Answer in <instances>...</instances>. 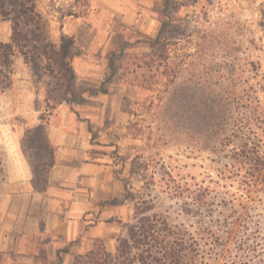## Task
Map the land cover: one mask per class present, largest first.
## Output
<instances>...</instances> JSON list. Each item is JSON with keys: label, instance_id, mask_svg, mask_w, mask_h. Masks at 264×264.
I'll return each mask as SVG.
<instances>
[{"label": "trees", "instance_id": "1", "mask_svg": "<svg viewBox=\"0 0 264 264\" xmlns=\"http://www.w3.org/2000/svg\"><path fill=\"white\" fill-rule=\"evenodd\" d=\"M207 1L203 6V15L195 9L191 15L181 16L179 9L182 5L165 0L162 8L164 18L156 36L145 41L148 49L141 54L134 68L123 70L125 83L134 87L128 75H137L135 87L148 95L140 94L134 101L125 97L123 109L132 119H139L140 124L141 115L131 108V104L145 108L148 103L146 108L153 109L160 108L168 99L175 107L178 97H182L184 103H179V107L190 112L184 126L187 134L199 131L216 134L212 151L227 160L218 170V181L208 186L193 179L171 181L172 195L183 200L178 206V215L190 214L189 205L195 209L192 224L172 226L163 213H151L155 208L149 200H142L135 204L136 213L132 221L122 223L123 232L116 236L114 253L108 251L103 240L94 239L92 248L74 255L71 264H220L223 260L233 259V252L238 261L247 262L248 254L256 251L254 234L245 235L244 230L252 205L260 195H264V102L260 100L261 96L264 97V73H261L259 58L253 54L256 50L254 41L246 39V23L234 16L225 24H221L219 18H213V22L210 18L203 19L204 15H209L207 8L215 6V0ZM0 19L11 25L9 41L0 42V91L10 86L14 58L21 57L33 79L36 77L35 81L41 78L42 70L57 80L60 89L57 104L80 101L75 97L72 68L74 39L60 32L58 41L52 40L47 19L40 11L37 0H0ZM128 46L124 44L118 54L114 51L109 53L111 70L103 84L114 79V60L127 56L125 51ZM213 65L232 67V70L226 76H212L217 94L210 95L214 97L211 100L216 112L208 109L210 113L202 114L203 108L212 107L206 105L201 94L205 92L202 85L206 83L204 74L208 75ZM182 78L191 81V86L182 87L186 92L177 95L175 87ZM208 84L212 85L211 82ZM162 86L165 88L163 91L160 89ZM106 91V88L99 89L102 93ZM48 96L46 105L50 102ZM39 119L41 124L25 131L21 149L31 168V183L36 190L42 191L52 153L45 139L42 114ZM132 124L133 120L128 132ZM188 141H191L187 143L191 149L194 141ZM44 148L48 149V160L35 164L34 160L42 157ZM233 177L239 180L242 192V196L235 198L237 208L234 209L232 203L223 215V224H217L212 218L205 220L203 213L207 210L212 213L209 208L216 203L214 198L219 191V182ZM3 180L0 152V186ZM127 193L125 184V195ZM249 240L254 244H249ZM61 262L58 253L56 264Z\"/></svg>", "mask_w": 264, "mask_h": 264}, {"label": "rangeland", "instance_id": "2", "mask_svg": "<svg viewBox=\"0 0 264 264\" xmlns=\"http://www.w3.org/2000/svg\"><path fill=\"white\" fill-rule=\"evenodd\" d=\"M109 1L104 0L103 2H108L109 5L107 7H101L93 3L91 4V0H37L43 15L47 19L48 30L54 42H57L59 39V28H64V22L71 15L73 17H84L83 20L79 21L82 44L78 43V46L87 45L96 36H105V34L108 35L111 41V50L115 54L119 53V50L124 44H128L129 42L133 44V46L128 48L129 51H126L127 56L116 57L114 60L116 75L113 79L114 83L111 85L115 90H118L121 82L124 80L123 70L127 67L132 70L134 68L133 65L139 62L141 54L143 53L141 51L142 48L136 45L137 41L144 38L149 39L148 37H153L157 33L161 21L164 18L162 14L164 0ZM171 2L182 5L179 9V15L184 16V14L191 15L195 9L203 15V6L208 1L171 0ZM263 5L264 0H257L256 2L245 0H215V6L213 8H207L209 15L203 16L205 20L210 18V22H213V18H219L221 19V24L233 20V16L245 22L247 30L246 39L248 41H254L256 50L253 54L261 62V73H264ZM70 18L71 22H73L74 19L72 17ZM3 32L4 27L0 25V37ZM230 33L233 35V31ZM77 52L80 54L79 47ZM94 56V58L91 57L95 63L101 65L100 68L102 72H105L106 80L111 70L108 66L109 59L102 55ZM231 70L232 67L219 68L213 65L208 75L204 74L203 78L206 83L202 85L205 88V92L201 94V97L206 102V105H212V107L203 108L201 111L202 114L210 113V111H207L208 109L216 112L213 100H211L214 97L210 95L212 93L217 94L215 88L217 85L212 81L213 77L216 78L215 76L218 74L226 76ZM136 72L140 73L137 70ZM40 73L41 78L39 81H35L36 77L34 78L35 87L33 91L28 90L29 86L23 83L19 76L11 79L10 86L0 91V119L5 118L6 123L10 122L15 126L24 123L26 118L30 116V113L27 112L28 109H26L27 103L25 99L31 100L33 96L35 97L33 102L34 107L41 108L46 105L43 101L45 100L46 102L47 94L49 95L48 99L50 102L46 105L49 108L45 107L46 112L42 115L44 119L47 116V111H52L53 108L59 105L56 102V99L60 96L57 80L43 70ZM136 78L138 79L137 75L136 77L135 75H128V79L133 82L134 87L137 85ZM216 80L218 81V79ZM185 81L182 78L180 83L175 87V91L178 92L177 95L186 92L182 87L191 86V81ZM208 82H211L212 85L208 84ZM90 84L86 86H91V90L94 89V86ZM109 85L105 82L101 84V87L108 88ZM203 87H201V90ZM82 88L84 86H81V88L75 86L76 98L80 99L81 93H85L82 91ZM160 89L162 91L165 90L163 86ZM134 90L139 96L140 94L148 95L146 91H141L138 88H134ZM177 100L179 101L175 107H173L174 104L170 103L168 99L163 101L160 108H146L148 103L145 104V108L133 104L130 105L133 110L137 111V114L141 115L139 118H142V121L138 124L139 119L136 120L135 117L132 119L133 124L131 125V130L129 132L127 131L126 138L124 136H120L119 138L121 143L125 141L122 144L123 148L112 151L111 153L115 157V162L118 166L119 178L126 184L128 191L126 195L124 193L121 199L120 204H123L121 206V216L116 219L113 218L114 222L110 223L111 226L109 227L111 231L101 238L111 253H114L116 236L121 235L123 232L121 229L122 223L132 221L136 213L135 204L139 201L149 200L155 208V211L151 213H163L167 217V222L172 226L192 224L194 222L193 218H195L193 217V211L195 209L193 205H189L191 208L190 214L178 215V206L183 203V200L172 195L171 181H178L179 179H188L190 181L193 179L194 182L200 183L203 186L213 185L211 184L212 182L218 181V170L227 162L222 156H216L212 151V145L216 138L214 132L207 131L200 133L199 131L197 133L187 134L184 126L189 120L188 116H190V112L183 107H179V103H184L182 97L179 96ZM260 100L264 102V97L261 96ZM155 104L157 103L155 102ZM16 112L19 113L15 114ZM189 139L194 141L191 149H189L187 144L191 142L188 141ZM47 152V148L42 149V157L36 158L34 163H41L44 160H48ZM219 184L217 189L219 191L214 198L216 203L209 208V210H212V213L208 212V210L202 213L205 220L212 218L214 221H217V224H223V215L231 208L232 203L233 208H237L238 201L235 198L242 196V192L240 191L239 180L234 177L226 182L221 181ZM0 191H2V186H0ZM116 221L121 222L117 223ZM104 222L107 223L106 221ZM244 232L245 235L254 234L256 251L248 254L247 262L238 261V257L233 252V259L223 260L220 264H264V195H260L259 200L252 205ZM249 244L254 243L249 240ZM43 260L44 264H50V261L45 260V257H43ZM56 262L57 260H54L51 264H56Z\"/></svg>", "mask_w": 264, "mask_h": 264}, {"label": "crops", "instance_id": "3", "mask_svg": "<svg viewBox=\"0 0 264 264\" xmlns=\"http://www.w3.org/2000/svg\"><path fill=\"white\" fill-rule=\"evenodd\" d=\"M103 1L91 0V4L107 7L108 2ZM39 9L42 12L40 5ZM83 19L70 15L64 28L58 31V34L62 32L74 39L75 86H84L82 91L85 93H81L78 102H63L47 111L43 124L52 155L42 191L36 190L31 183V168L23 155L21 140L27 129L41 124L39 116L46 112L45 106L34 107L33 96L31 100L25 99L30 116L24 123L15 126L6 123L5 118L0 119L4 172L0 191V264H44L43 257L51 264L57 260L58 253L63 264H70L74 255L88 252L94 239H101L111 231V224L104 221L122 214L123 204L120 203L125 183L119 178L118 166L111 153L123 148L125 141L121 143L119 138H126L132 120L123 109L124 99L128 97L129 101H134L138 94L134 90L136 87H129L124 78L118 90L111 85L112 80L107 83L110 85L106 87V93L99 92L106 74L93 58L102 55L109 59L111 41L105 34L96 36L87 45L78 46V43L82 44L79 21ZM0 25L4 27L0 42H8L11 25L2 19ZM156 34L148 38L152 39ZM149 39L137 41L142 52L147 51L145 41ZM128 44L126 51L133 46ZM108 66L110 68V59ZM12 69L11 79L19 76L29 86L28 90L33 91L34 79L21 57L14 58ZM88 84L94 89L87 87ZM105 202L111 203L103 205Z\"/></svg>", "mask_w": 264, "mask_h": 264}]
</instances>
